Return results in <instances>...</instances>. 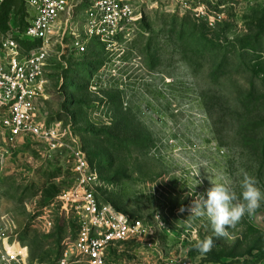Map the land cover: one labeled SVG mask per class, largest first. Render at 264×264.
I'll return each instance as SVG.
<instances>
[{"label":"rangeland","instance_id":"374dc122","mask_svg":"<svg viewBox=\"0 0 264 264\" xmlns=\"http://www.w3.org/2000/svg\"><path fill=\"white\" fill-rule=\"evenodd\" d=\"M201 2L212 18L148 11L121 55L69 51L65 36L50 46L36 114L61 145L0 148V236L26 245L30 264H57L74 237L57 195L76 154L95 169L100 199L140 220L102 264H264V201L220 238L206 218L178 211L209 180L239 196L241 171L264 192V0ZM0 14L3 31L22 29L20 0ZM206 236L213 247L200 257L193 244Z\"/></svg>","mask_w":264,"mask_h":264},{"label":"built area","instance_id":"2783aa9c","mask_svg":"<svg viewBox=\"0 0 264 264\" xmlns=\"http://www.w3.org/2000/svg\"><path fill=\"white\" fill-rule=\"evenodd\" d=\"M201 1L22 0V29L16 35L0 30V148L7 152L28 138L51 147L61 145L56 127L36 114L45 96L53 42L65 36L69 51L83 53L95 40L109 55H121L148 11L172 6L196 18H212ZM72 174V183L57 195V204L71 217L75 234L57 264H102L107 248L137 236L140 220L100 199L97 173L83 154L74 155ZM0 264H30L28 247L1 232Z\"/></svg>","mask_w":264,"mask_h":264},{"label":"clouds","instance_id":"9594fccd","mask_svg":"<svg viewBox=\"0 0 264 264\" xmlns=\"http://www.w3.org/2000/svg\"><path fill=\"white\" fill-rule=\"evenodd\" d=\"M241 177L239 196L223 179L209 180L210 187L202 194L198 193V198L187 209L182 207L178 211H187L189 218H206L216 238L227 236L228 228L238 223L245 214L252 215L264 201V192L257 187L255 178L245 171H241ZM213 242L212 236L196 238L193 248L203 257L212 250Z\"/></svg>","mask_w":264,"mask_h":264},{"label":"trees","instance_id":"16d2710c","mask_svg":"<svg viewBox=\"0 0 264 264\" xmlns=\"http://www.w3.org/2000/svg\"><path fill=\"white\" fill-rule=\"evenodd\" d=\"M7 0H5L4 2H3V4L6 2ZM20 2H21V4L23 5V14H22V16L24 17V4H23V2H22V0H20ZM3 4L1 5V7L3 6ZM1 7H0V11H1ZM0 18H1V14H0ZM23 20H21V26L23 27ZM21 27V28H22ZM0 30H3V28H0ZM93 45H95V46H98L97 45V42L95 41V40H92V41H90L89 42V44L87 45V49H86V51L88 50V48H91ZM103 50V49H102ZM104 51V50H103Z\"/></svg>","mask_w":264,"mask_h":264}]
</instances>
